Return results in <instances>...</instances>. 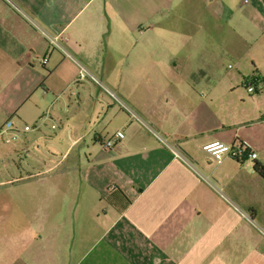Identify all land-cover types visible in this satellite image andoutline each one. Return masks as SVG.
Wrapping results in <instances>:
<instances>
[{"label":"crops","instance_id":"crops-1","mask_svg":"<svg viewBox=\"0 0 264 264\" xmlns=\"http://www.w3.org/2000/svg\"><path fill=\"white\" fill-rule=\"evenodd\" d=\"M15 1L41 29L0 0V126H37L15 146L26 206L38 202L22 231H38L42 264H264V115L229 95L253 74L264 91V0ZM226 21L261 28L250 74ZM43 31L67 36L141 120L93 81L75 82L78 65ZM228 56L238 71L223 66ZM244 140L252 163L203 149Z\"/></svg>","mask_w":264,"mask_h":264},{"label":"rangeland","instance_id":"rangeland-1","mask_svg":"<svg viewBox=\"0 0 264 264\" xmlns=\"http://www.w3.org/2000/svg\"><path fill=\"white\" fill-rule=\"evenodd\" d=\"M233 24L237 27L229 21L223 22L222 35L230 38L228 39L231 43H227V46L232 45V48L235 41H238L236 45L239 57L240 54H244V57L247 58L243 65L246 66L245 72L248 71L250 74L253 71L252 62L254 59L258 62L261 61L262 45L255 41L259 37L257 33L261 28L243 26L234 22ZM236 31L242 35V38L236 35ZM254 43L255 45L250 51L251 44ZM225 45L226 42H223V46ZM223 66L232 72L240 69L239 61L233 56H228L224 60ZM242 81H236L235 89L229 92V95L241 109L261 117V112L264 115V91L250 93ZM260 85L259 83V89ZM248 162L252 163L253 161L249 159ZM24 179H26V172L22 169L20 147L13 144L2 146L0 148V264H42L41 259L45 248L38 238H34L38 231H31V239L29 237L28 239L22 231V223H25V220L21 219L22 213L26 210L25 215L31 216L32 209L36 213L38 207V202L33 201L27 208L25 203L27 181Z\"/></svg>","mask_w":264,"mask_h":264},{"label":"built area","instance_id":"built-area-1","mask_svg":"<svg viewBox=\"0 0 264 264\" xmlns=\"http://www.w3.org/2000/svg\"><path fill=\"white\" fill-rule=\"evenodd\" d=\"M15 11L21 14L26 20H28L31 24H33L36 28H40L39 24L33 19V17L15 0H5ZM41 29V28H40ZM46 38L49 41L51 47L60 50L65 54V56L71 58L73 61L76 62L78 65V75L75 82L82 81V80H91L94 83L98 84L102 87L120 106L125 109L133 119L141 120L140 116L133 110L131 106H129L125 101H123L120 96L113 90L109 89L101 79L93 74L84 64H82L75 56L69 52L63 43V40H67V36L60 37L59 35H50L47 32L43 31ZM63 39V40H62ZM43 63L47 62V59L44 58L42 60ZM246 87L249 92H254L256 87L252 81L246 82ZM37 126L23 123L20 124L14 118H8L1 126H0V148L5 145H18L20 144L23 139L25 138L26 133L29 131L36 129ZM157 136L161 138L158 134ZM124 138V132L122 130H118L115 133V136L112 138L107 139L102 143V148L104 150H108L113 147L115 142L119 139ZM163 140V138H161ZM166 144L167 142L163 140ZM173 148V147H171ZM203 149L206 150L208 153L213 155L219 162L222 161L224 155H228L236 160H242L245 157H249L251 159H256L258 156L257 151L253 149V144L248 140H244L238 144H226L220 141H212L207 142L203 145ZM174 153L182 157L183 156L176 151L174 148Z\"/></svg>","mask_w":264,"mask_h":264},{"label":"trees","instance_id":"trees-1","mask_svg":"<svg viewBox=\"0 0 264 264\" xmlns=\"http://www.w3.org/2000/svg\"><path fill=\"white\" fill-rule=\"evenodd\" d=\"M247 80H250L252 81L255 85L258 83V78H257V75L256 74H253L251 75ZM245 80V85H246V81ZM237 161H240V160H237ZM256 163V168H257V171L259 172V174L261 175L262 178H264V164L259 162L258 160L255 161Z\"/></svg>","mask_w":264,"mask_h":264}]
</instances>
